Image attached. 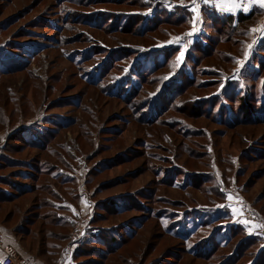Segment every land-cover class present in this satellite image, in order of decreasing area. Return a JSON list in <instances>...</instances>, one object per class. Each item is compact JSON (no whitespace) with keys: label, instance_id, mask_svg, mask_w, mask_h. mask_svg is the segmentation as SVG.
<instances>
[{"label":"rangeland","instance_id":"374dc122","mask_svg":"<svg viewBox=\"0 0 264 264\" xmlns=\"http://www.w3.org/2000/svg\"><path fill=\"white\" fill-rule=\"evenodd\" d=\"M189 1L0 0V155L37 168H0L20 260L264 264V38L189 35Z\"/></svg>","mask_w":264,"mask_h":264},{"label":"trees","instance_id":"16d2710c","mask_svg":"<svg viewBox=\"0 0 264 264\" xmlns=\"http://www.w3.org/2000/svg\"><path fill=\"white\" fill-rule=\"evenodd\" d=\"M194 17V13L192 14ZM256 14L255 13H251L249 15H244V14H240L239 16H237L236 18L234 16H230L227 18V23L226 25L229 27L228 28V36L230 35H234L235 33H237V28L236 29H232V24L237 22V24L239 26L243 25V24H255L256 23ZM218 22H215L214 24H217ZM239 34V33H238ZM239 36H242L239 34ZM229 38V37H228ZM239 39V37H238ZM237 39V40H238ZM244 103L250 107L247 97L244 98ZM241 117V116H240ZM12 139V138H11ZM20 143L25 144L26 142L24 140H18ZM0 157H2L1 162H0V168H2V170L6 167H12L13 163H15L14 165H17L15 167H17L19 170L16 172V177L20 178V179H30V177L33 175V171H35L37 168L34 164L32 163H28V162H12V160L5 158L6 156H3L2 154L0 155ZM6 181V179H5ZM4 183V179L0 176V184ZM8 183H12V185L14 186V188L16 190H18L20 193H23L22 195H25V192L28 191L29 192H33V190L31 191V187L29 185L26 184H21L20 182H17L15 180H13L11 182V180ZM13 197H16V194H10V192L6 189L0 188V199L3 198L7 201V199H12ZM53 234L50 231V235ZM60 234V233H59ZM61 235V234H60ZM58 259V258H57ZM33 261V260H32Z\"/></svg>","mask_w":264,"mask_h":264},{"label":"crops","instance_id":"0c3cea01","mask_svg":"<svg viewBox=\"0 0 264 264\" xmlns=\"http://www.w3.org/2000/svg\"><path fill=\"white\" fill-rule=\"evenodd\" d=\"M189 2H191V0ZM241 4L247 5L248 0H241ZM198 10H199L200 15L197 17V19L199 21H202V22H203L204 18L211 21V23H215L218 21L220 22V20H222V18H228L230 16H234L236 18L240 14L249 15L251 13H255L256 17H257V19H256L257 21H256L255 25H257L258 29H260V27L262 26V21L264 19V6H261V4H259V3H256L254 5H249V11H247V12H245L243 10V7L237 8L234 11H228L226 6L222 5L221 8H217L215 4H210L207 6L201 5L198 7ZM209 10L211 11V14H209ZM199 23H197L195 26L199 27ZM235 24H237V22H235ZM6 244H7V246H6L7 249L10 252H12L17 258L19 257L18 255H20V254H23L22 256H24V257H30L31 256V255H29V253L25 252L24 247L22 246L21 242H18L16 239H14L12 241L10 238H8V239H6ZM34 262H36L37 264H41L37 261H34Z\"/></svg>","mask_w":264,"mask_h":264},{"label":"snow or ice","instance_id":"6c2138e0","mask_svg":"<svg viewBox=\"0 0 264 264\" xmlns=\"http://www.w3.org/2000/svg\"><path fill=\"white\" fill-rule=\"evenodd\" d=\"M200 2H202L205 6L210 5V4H215L217 8H221V6H226L228 11H234L237 8H241L243 7V10L245 12L249 11V5H254L256 3L261 4V6H264V0H248V4L247 5H242L241 4V0H200ZM175 5L171 2H169V7H174ZM180 7H183L185 9H190L193 13H194V17H193V28L191 30V32L189 33V35H192L193 33L196 32V27L195 25L201 21H199L197 19V17L200 15L199 10H198V4H197V0H191L190 4H184L183 2H181L179 4ZM209 14H211V11L209 10ZM253 32L257 33L259 37L264 38V26H262L260 29H252ZM257 43V39H253L252 44H249L247 46L248 50L245 51V57L248 56L249 51L251 50V48L253 47V45ZM183 56V52H181V57ZM240 63L242 64L243 61H240ZM229 199H231V196H229ZM245 223H247V221H245ZM257 227H261V225H257Z\"/></svg>","mask_w":264,"mask_h":264},{"label":"built area","instance_id":"2783aa9c","mask_svg":"<svg viewBox=\"0 0 264 264\" xmlns=\"http://www.w3.org/2000/svg\"><path fill=\"white\" fill-rule=\"evenodd\" d=\"M197 4H198V7L201 5H204L202 2H200V0H197ZM262 26H264V19L262 21ZM258 37H259L258 34H256L257 39ZM80 232L81 230L77 229L75 237L78 236ZM78 238L79 236L75 240H77ZM0 264H37V263L32 261L31 259L20 260L12 252H10L6 247L4 234H3L2 228L0 227ZM58 264H67V262L65 258L62 257L61 261Z\"/></svg>","mask_w":264,"mask_h":264}]
</instances>
